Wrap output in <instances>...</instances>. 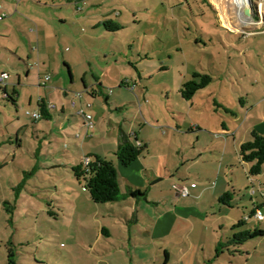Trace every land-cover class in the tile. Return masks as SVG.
Segmentation results:
<instances>
[{
    "label": "rangeland",
    "instance_id": "374dc122",
    "mask_svg": "<svg viewBox=\"0 0 264 264\" xmlns=\"http://www.w3.org/2000/svg\"><path fill=\"white\" fill-rule=\"evenodd\" d=\"M207 2L0 0V75L18 93L15 105L0 86V264L9 241L23 262L264 264V237L228 246L205 220L214 212L207 198L195 204L173 188L197 195L216 177L232 181L246 198L222 206L233 222L264 196V170L248 175L233 137L225 150V134L238 142L264 133V0H244L249 16L233 0ZM194 73L211 81L184 100L181 85ZM41 98L65 112L34 126L26 112ZM74 101L93 118L89 132ZM119 125L147 145L132 166L119 165L120 184L145 198L95 204L71 161L97 153L115 161Z\"/></svg>",
    "mask_w": 264,
    "mask_h": 264
},
{
    "label": "trees",
    "instance_id": "16d2710c",
    "mask_svg": "<svg viewBox=\"0 0 264 264\" xmlns=\"http://www.w3.org/2000/svg\"><path fill=\"white\" fill-rule=\"evenodd\" d=\"M207 4V0H202ZM210 7L209 4H207ZM106 29L113 31L120 28V25L106 20L103 22ZM67 68L68 75L72 79L71 68L67 63H64ZM199 77V81L194 79ZM211 78L206 75L194 73L192 78L181 85L180 94L182 99L191 100L197 90L203 88L209 82ZM84 83V80H82ZM6 101H10L15 104L14 97L5 95ZM37 111L40 113L41 118L39 120H47L51 118V114L55 113L53 108L50 107L44 99H40L37 103ZM83 117L82 114H79ZM38 120V121H39ZM34 123L37 121H33ZM225 124H222V129H225ZM121 145L114 151V160H109L105 157H101L97 154L89 155L84 159L79 160L77 163L70 165V171L74 180L88 193L91 201L95 204H113L120 203L129 198L143 199L145 194L141 193L139 189L133 188L131 185L122 186L119 182L118 164L122 167H129L134 163L147 149V145L137 139L135 133L129 134L119 127ZM239 157L241 162L247 165L248 175L250 177L261 174L264 170V134H260L256 131H251L250 139L243 142L239 147ZM232 192H225L222 194L218 201L225 206H231L230 200L232 199ZM258 204L254 205V209L248 214L243 215L240 220L233 222L229 226V238H223L222 241L228 246L242 247L248 242L253 240H260L264 237V229L251 225L249 222L257 211L264 208L263 196L258 198ZM262 213V212H261ZM262 224V222H257ZM13 243L9 241L7 243V256L4 264H59L60 262H23L18 258L19 253L12 247ZM222 248L221 242L216 246V257L219 254V249ZM166 258L168 257L167 254ZM20 260V261H19ZM75 264L74 262H62L61 264ZM86 263V262H84ZM80 264V262H76ZM86 264H92L87 262ZM94 264V262H93Z\"/></svg>",
    "mask_w": 264,
    "mask_h": 264
},
{
    "label": "crops",
    "instance_id": "0c3cea01",
    "mask_svg": "<svg viewBox=\"0 0 264 264\" xmlns=\"http://www.w3.org/2000/svg\"><path fill=\"white\" fill-rule=\"evenodd\" d=\"M48 77V80H46V78ZM49 81V76H47V75H44V77L43 78H41L40 79V82H39V85H40V87L41 86H46V84H47V82ZM84 85H85V87H86V83H85V81H84V83H83ZM2 88H4V89H2L3 90V93H4V95H9V96H12V97H14V100H15V105H17V100H16V98H17V92H16V90L15 89H13L12 90V93H10L8 90H7V85H3V86H1ZM86 90H88L87 89V87H86ZM76 94H80V97L79 98H82L83 97V95H82V93H76ZM75 94V95H76ZM5 99V98H4ZM41 99H43V98H41ZM40 100V99H39ZM47 103V102H46ZM73 103H75V106H73V109H74V112H75V114L73 115V116H75V117H81L78 113L80 112V111H83L84 113L86 112L85 110H84V107H83V105H81L80 103L78 104L77 102H73ZM81 103H82V101H81ZM88 103V102H87ZM48 104V103H47ZM49 105V104H48ZM50 107H52L53 108V110H54V112H55V116H57V114H60L61 116L62 115H64V112H65V107L62 105V107L60 108V112H58L57 111V109L53 106V105H49ZM91 107V106H90ZM90 107H87V108H90ZM36 111V110H35ZM85 114H88V113H85ZM53 117V114H51V118ZM59 117V116H58ZM50 118V119H51ZM83 118V117H82ZM40 121V120H39ZM39 121H37V122H35V123H33V125L34 126H36L37 125V123L39 122ZM92 121H93V118H92ZM94 125V124H93ZM86 126V123H85V121H84V123H83V127H85ZM120 126H122V125H119V127ZM87 127V126H86ZM87 130H88V132L91 130V129H88L87 128ZM223 131H225V132H227L228 131V128L227 127H225V129H222ZM253 131V130H252ZM254 131H256V130H254ZM256 132H258L259 133V131H256ZM129 134H133V131H130V132H128ZM228 133V132H227ZM136 135H137V133H135ZM260 134H264V133H260ZM225 136H226V138H225V140L227 141L226 142V147H225V150H226V148L228 149L229 147H230V145H229V141H230V137H233L234 138V148H233V150L238 154V157H239V147H240V145L243 143V142H246V141H248L247 139H246V137H245V139H242V141H238L237 142V140H236V138H237V133H235V132H232V133H230V134H225ZM137 137H138V135H137ZM138 139V138H137ZM138 140H140V139H138ZM141 141V140H140ZM120 146V145H119ZM224 150V151H225ZM84 152V151H83ZM225 154V152L223 153V155ZM97 155H99V156H101V157H104L103 155H100V153H97ZM106 158V157H105ZM141 158V156L134 162V163H136L139 159ZM224 158V157H223ZM239 159H240V157H239ZM241 161V160H240ZM75 161H71V164H73ZM243 163V162H242ZM244 164V163H243ZM132 165H133V163H132ZM132 165H130V166H132ZM245 166H247L246 164H244ZM129 166V167H130ZM125 168V167H124ZM127 168V167H126ZM145 168V167H144ZM144 170H146V169H144ZM118 171H119V164H118ZM219 172L220 173H222L223 172V167L222 166H220V169H219ZM223 174V173H222ZM230 174H233V172L232 171H230ZM211 175H203V177H201V178H199V176L198 175H195V179L196 180H198L199 182L200 181H203V180H205L206 182H208L209 180L207 179L208 177H210ZM225 176V175H224ZM226 176H229V173H228V175H226ZM119 177H120V172H119ZM234 177H235V175H234ZM188 179V177H184L183 178V180L184 181H186ZM227 180L226 179H222V180H220V176L219 177H216V179H215V181H213V182H211L210 184H207V185H205V186H203V190H201L202 192H200L199 194H197V195H195V194H193L190 190H189V188L186 186V188L188 189V192H189V196L188 197H185V199H187V198H189L190 200H192L195 204H198V200L199 199H203L204 197H206L207 198V201H208V204H209V208L210 209H212V210H214V212H212V214L210 213V211H209V213H207L208 214V217L207 216H205V220L206 221H208L209 222V224H210V226H209V228L211 229V231H213V232H215V228L217 227V229H216V231H217V233L219 234V235H221V237H220V240H222L223 238H225L224 236H225V234H226V232H224L223 230L224 229H226V228H228V226H226L225 225V223L226 222H228V221H232L233 222V219H229L228 217H225V216H223L222 215V212H223V207L222 206H225V205H222V204H220V202L218 201V198L222 195V194H224L225 192H229V191H231L233 194H232V199L230 200V201H233L234 202V204L236 203V205L235 206H233V205H231V203H230V205L231 206H227V207H229V208H235V207H237V206H239L240 204H241V201H243V200H245L246 198L245 197H243V196H240L239 195V191L238 190H236V189H234V187L232 186V181H229V182H226ZM129 184V183H128ZM127 184V185H128ZM129 185H131V184H129ZM132 186V185H131ZM133 188H135L134 186H132ZM225 188H228L226 191H224L225 190ZM135 189H137V188H135ZM202 193V194H201ZM190 195H191V197H190ZM200 197V198H199ZM212 201H216V206H213V205H211L210 203L212 202ZM120 203H124L125 205H128V206H131V203H130V201H129V199H127V200H125V201H122V202H120ZM116 204V203H115ZM117 204H119V203H117ZM219 205V207L220 208H218L217 206ZM245 210H246V212H243L242 213V216L243 215H246V214H248V210H250V209H246L245 208ZM263 224V223H262ZM257 228H258V224H254ZM261 228V227H260ZM221 233V234H220ZM221 242V241H220ZM219 242H215V244H216V246H217V244H218ZM215 250H216V247H215ZM100 264H102V262H99ZM94 264H97V262H94ZM106 264H109L108 262L106 263Z\"/></svg>",
    "mask_w": 264,
    "mask_h": 264
},
{
    "label": "built area",
    "instance_id": "2783aa9c",
    "mask_svg": "<svg viewBox=\"0 0 264 264\" xmlns=\"http://www.w3.org/2000/svg\"><path fill=\"white\" fill-rule=\"evenodd\" d=\"M7 78H8V75L6 74L0 75V86L5 85ZM46 80H48V77L46 78ZM76 96L80 97V94H76ZM72 106H75V103H72ZM90 106L91 105L87 103V107H90ZM78 114L83 115V118L85 120V123L88 129H92L94 127L92 123V116L90 114H85L83 111H80ZM26 116L29 117L32 121H38L41 118V115L38 111H34V112L27 111ZM173 188L175 192L178 194V196L183 197V198L189 196V192L186 187H180V186L174 185ZM254 219L257 222H264V215L260 211H257L256 214L254 215Z\"/></svg>",
    "mask_w": 264,
    "mask_h": 264
},
{
    "label": "water",
    "instance_id": "95a60500",
    "mask_svg": "<svg viewBox=\"0 0 264 264\" xmlns=\"http://www.w3.org/2000/svg\"><path fill=\"white\" fill-rule=\"evenodd\" d=\"M242 12H243V15L244 16H249V9H248V6L247 5H245L244 7H243V10H242Z\"/></svg>",
    "mask_w": 264,
    "mask_h": 264
},
{
    "label": "bare ground",
    "instance_id": "6f19581e",
    "mask_svg": "<svg viewBox=\"0 0 264 264\" xmlns=\"http://www.w3.org/2000/svg\"><path fill=\"white\" fill-rule=\"evenodd\" d=\"M235 1L237 5H241V8L244 6L243 3H244V0H233Z\"/></svg>",
    "mask_w": 264,
    "mask_h": 264
}]
</instances>
